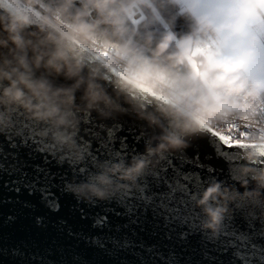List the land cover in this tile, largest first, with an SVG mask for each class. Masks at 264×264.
Wrapping results in <instances>:
<instances>
[{
	"label": "clouds",
	"instance_id": "9594fccd",
	"mask_svg": "<svg viewBox=\"0 0 264 264\" xmlns=\"http://www.w3.org/2000/svg\"><path fill=\"white\" fill-rule=\"evenodd\" d=\"M178 21L185 32L173 30ZM250 22H264V0H0V133L20 111L40 126L49 152L80 161L77 138L93 112L101 121L131 112L160 130L144 154L99 162L95 174L67 186L85 201L138 188L168 153L209 129L231 133L243 125L235 133L252 145L246 160L257 161L264 148V37ZM157 25L167 30L157 32ZM209 44L212 51L197 57V75L188 57ZM249 172L254 187L245 182L243 192L213 181L200 193L203 230L219 231L229 202L264 198V167L243 169Z\"/></svg>",
	"mask_w": 264,
	"mask_h": 264
},
{
	"label": "water",
	"instance_id": "95a60500",
	"mask_svg": "<svg viewBox=\"0 0 264 264\" xmlns=\"http://www.w3.org/2000/svg\"><path fill=\"white\" fill-rule=\"evenodd\" d=\"M107 87L111 93V81ZM12 119L0 133V264H264V198L229 202L216 234L202 229L195 206L213 181L239 192L245 182L254 187L243 169L264 167V155L247 161L250 146L209 129L168 153L138 188L85 201L67 186L87 180L99 162L144 154L160 130L131 112L103 121L93 112L77 138L84 158L72 161L49 152L22 112Z\"/></svg>",
	"mask_w": 264,
	"mask_h": 264
},
{
	"label": "snow or ice",
	"instance_id": "6c2138e0",
	"mask_svg": "<svg viewBox=\"0 0 264 264\" xmlns=\"http://www.w3.org/2000/svg\"><path fill=\"white\" fill-rule=\"evenodd\" d=\"M260 24V28L262 30H264V22H259ZM250 25H257L256 22H250ZM213 45L209 44V45H205L204 47H198L196 49H194L191 54L188 57V61L190 63V65L193 68L194 73H196L197 75L200 74V64L202 63L200 60L197 59L198 56H207L211 51H212ZM262 52H264V45L261 46ZM238 125H233V132L231 133H219L217 132V135L221 136L222 139H224L225 141H229V142H236V143H244L243 141L245 139H247L246 137H240L239 135H234L233 133H235V130L238 129ZM245 129L249 130L251 129V125H245ZM248 146H252L249 144H246ZM260 152L261 155H264V148H260L258 150Z\"/></svg>",
	"mask_w": 264,
	"mask_h": 264
},
{
	"label": "trees",
	"instance_id": "16d2710c",
	"mask_svg": "<svg viewBox=\"0 0 264 264\" xmlns=\"http://www.w3.org/2000/svg\"><path fill=\"white\" fill-rule=\"evenodd\" d=\"M156 30L157 32H163L167 29L164 28L163 26L157 25ZM173 30L177 31L178 33H183L187 30V25L183 21H178L176 28Z\"/></svg>",
	"mask_w": 264,
	"mask_h": 264
},
{
	"label": "rangeland",
	"instance_id": "374dc122",
	"mask_svg": "<svg viewBox=\"0 0 264 264\" xmlns=\"http://www.w3.org/2000/svg\"><path fill=\"white\" fill-rule=\"evenodd\" d=\"M250 30L259 33L262 37H264V30L260 28L258 25H250Z\"/></svg>",
	"mask_w": 264,
	"mask_h": 264
},
{
	"label": "built area",
	"instance_id": "2783aa9c",
	"mask_svg": "<svg viewBox=\"0 0 264 264\" xmlns=\"http://www.w3.org/2000/svg\"><path fill=\"white\" fill-rule=\"evenodd\" d=\"M238 126H239L238 129L244 127L243 125H238ZM251 130H252V129H249V131H251ZM213 131L216 132L215 130H213ZM216 133H217V132H216ZM233 134L236 135L237 133H233ZM224 142H227L228 144L236 143V142H234V141H233V142H229V141H225V140H224ZM243 142H246V141H243Z\"/></svg>",
	"mask_w": 264,
	"mask_h": 264
},
{
	"label": "crops",
	"instance_id": "0c3cea01",
	"mask_svg": "<svg viewBox=\"0 0 264 264\" xmlns=\"http://www.w3.org/2000/svg\"><path fill=\"white\" fill-rule=\"evenodd\" d=\"M204 3H211L213 0H203Z\"/></svg>",
	"mask_w": 264,
	"mask_h": 264
}]
</instances>
